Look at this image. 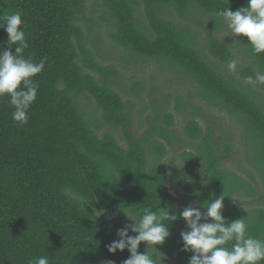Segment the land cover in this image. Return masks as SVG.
I'll return each mask as SVG.
<instances>
[{"label": "trees", "instance_id": "16d2710c", "mask_svg": "<svg viewBox=\"0 0 264 264\" xmlns=\"http://www.w3.org/2000/svg\"><path fill=\"white\" fill-rule=\"evenodd\" d=\"M142 2L149 28L137 17L134 0H102L116 19L108 37L130 50L122 48L128 53L122 61L127 56L135 61H145V56L172 59L189 72L213 105L240 114L246 131L255 134L254 148L264 151V101L253 99L242 81L219 70L221 63L235 60L226 39L206 32L208 54H204L194 29L161 16L163 6H170L181 18L196 8L214 19L218 10L235 11L245 7L247 0ZM85 5L86 0H0V16L23 13L22 27L29 45L24 57L30 55L35 62L46 58L43 71L33 77L39 88L26 125L13 121L8 96L0 98V264H28L29 259L39 256H48L50 264H122L130 253L127 249L115 254L107 251L106 245L117 236L105 216L139 212L145 206H168L179 215L169 186L176 189L183 181L182 193H199L195 205L204 211L202 206L209 198L220 196L215 187L222 182L223 173L230 172L220 167L231 153L229 141L214 139L210 125L204 130L194 117L185 120L183 136L179 137L175 115L167 109L154 110L145 116L148 127L144 133L139 137L131 134L129 102L114 88L119 71L97 62L86 44L87 34L79 23ZM91 31L90 26L89 35ZM6 39V32L0 29V50ZM239 44L254 65L237 63L235 71L242 79L252 77L255 81L264 74V52H254L244 36H239ZM131 88L137 94L142 85L133 81ZM82 94L102 110L103 123L122 131L126 148L111 131L98 134L76 103ZM185 106L182 96L176 95L174 110L183 113ZM187 106L192 114L198 112L207 121L200 107ZM168 147L180 150L182 161L170 171L162 164ZM259 158L260 165L264 164V158ZM247 185L249 192L245 194H255L256 190ZM227 198L222 210L227 221L249 215L250 211L238 207L236 200L226 203ZM253 210L249 234L264 238V208ZM179 227L188 230L183 219L173 222L164 245L184 263L192 253L182 250ZM226 246L231 247V243ZM138 250H146L143 242Z\"/></svg>", "mask_w": 264, "mask_h": 264}, {"label": "rangeland", "instance_id": "374dc122", "mask_svg": "<svg viewBox=\"0 0 264 264\" xmlns=\"http://www.w3.org/2000/svg\"><path fill=\"white\" fill-rule=\"evenodd\" d=\"M133 5L135 11H139L137 17L142 20L146 28H149L144 14L142 0H134ZM187 15L188 17L181 18L170 6H163L161 9L162 17L178 24H187L196 31L198 48L204 54H208L205 37L206 32H210L219 39H226L237 63L254 65L248 53L240 46L239 36L231 34L222 17L215 15L213 19L212 15L200 13L196 8H190ZM79 23L87 34L86 44L93 50L97 62L102 65H113L120 73V77L115 81L114 88L122 95L124 101L129 102L130 119L127 122L132 135L139 137L147 129L146 115H152L154 110L156 113L167 109L176 117L175 129L179 132V137L183 136L181 131L185 120L189 117H194L201 122L204 130L210 125L214 139H227L229 141L232 147L231 153L226 155L220 167L230 172L223 173L222 182L215 188L218 189L217 195L219 193L220 196L221 193L222 195H230L228 196L229 198L224 196L227 198L225 199L226 203L231 201L234 203L236 200L237 202L235 204L238 207H241L245 211H250L248 217L252 218V222L255 218V215H252L253 209L264 208V181L260 173V171L263 172L262 174L264 176V164L260 165L262 162L259 158H264V151H257L254 148L255 144L253 145V142L255 141V134L251 135L246 131V126L244 121H242L243 117L240 114L229 112L226 108L213 105L208 98L201 94V87L197 85L189 72L180 65H175L174 61L170 58H149L145 56L143 57L146 59L145 61H135L130 60V56H127L123 61H130L127 63L123 62L122 58L124 55H128L126 51L130 50L122 47L126 51L123 50L120 46L112 43L108 37V32L116 26V19L109 8L103 5L102 0H86L85 11ZM90 26L92 31L89 35ZM216 62L218 63V61ZM219 70L224 75H230L236 81H242V87L253 99L259 102L261 100L264 101V84L242 79L236 71L229 70L228 64L221 63ZM95 76L98 78V74ZM133 81H138L142 85L141 90L137 94L131 88ZM124 87H126V90H124ZM176 95L182 96L183 104L186 105L183 108V113L174 110V97ZM76 103L91 124L97 128L96 130L99 135L105 131H111L121 147H127V142L122 131L120 129H113L103 123L101 117L102 110L97 105L95 106L92 98L89 97L87 99L86 95L82 94L76 98ZM188 104L200 107L201 112L207 115V121L198 112L192 114V109L187 106ZM172 129H174V126ZM179 151L174 147H168V154L162 160V164L165 165L168 171L178 167L182 162L178 156ZM240 177L247 182H243ZM185 182L180 183L176 189L171 185L169 186V191L175 197V207L179 208L178 214L185 206H196V201L199 198V193H193L191 196L182 193L180 186ZM247 183L251 188L256 190L255 194L250 196L246 195L249 192ZM89 205L96 209L93 203L90 202ZM124 212L109 217L105 216V218L117 230L127 223H132L125 216ZM179 228V230L185 231L183 228ZM129 234L134 235L131 232ZM143 245L145 247L144 242ZM156 247L164 255L163 263L187 264L188 261L182 263L181 257L176 256L164 244L157 245Z\"/></svg>", "mask_w": 264, "mask_h": 264}, {"label": "clouds", "instance_id": "9594fccd", "mask_svg": "<svg viewBox=\"0 0 264 264\" xmlns=\"http://www.w3.org/2000/svg\"><path fill=\"white\" fill-rule=\"evenodd\" d=\"M227 29L234 36H244L256 53L264 52V0H247L245 7L235 11L230 8L218 10ZM23 13L15 11L0 16V29L7 34L0 50V98L8 96L12 106V119L18 125L29 121L28 111L35 102L39 85L33 79L44 69L45 59L35 62L32 56L24 57L28 48L24 31ZM15 45V47H13ZM14 49V51H13ZM237 62L230 60L228 68L235 71ZM250 82L264 84V74ZM224 196L209 198L200 206L188 205L177 215L170 207L145 206L139 212H124L128 220L116 230L117 239L106 245L109 253L125 249L130 253L122 264H162L164 255L157 249L170 236V225L183 219L187 231H181L182 250L191 252L188 264H261L264 261V238L249 234L252 218L244 216L231 222L223 216ZM204 221L201 223V221ZM134 235H130L129 233ZM141 242L145 251L140 252ZM231 243V247H227ZM28 264H50L48 256L32 257ZM105 264H115L106 261Z\"/></svg>", "mask_w": 264, "mask_h": 264}]
</instances>
